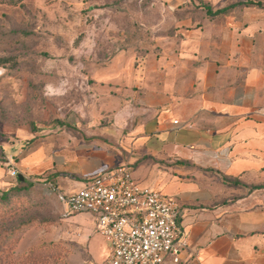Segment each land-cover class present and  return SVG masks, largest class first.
Returning a JSON list of instances; mask_svg holds the SVG:
<instances>
[{
    "label": "crops",
    "instance_id": "1",
    "mask_svg": "<svg viewBox=\"0 0 264 264\" xmlns=\"http://www.w3.org/2000/svg\"><path fill=\"white\" fill-rule=\"evenodd\" d=\"M188 26L85 75L96 90L83 113L46 131L4 129L48 134L21 158L27 179L47 172L73 193L128 164L134 180L171 196L189 247L165 264H264V9ZM7 73L0 65V81Z\"/></svg>",
    "mask_w": 264,
    "mask_h": 264
},
{
    "label": "rangeland",
    "instance_id": "2",
    "mask_svg": "<svg viewBox=\"0 0 264 264\" xmlns=\"http://www.w3.org/2000/svg\"><path fill=\"white\" fill-rule=\"evenodd\" d=\"M10 1L0 0V57L12 58L7 77L0 81L1 190L16 185L19 179L8 178L6 157L12 158L13 166L24 176L21 158L35 144L24 135H6L4 126L41 132L52 123L63 124L70 114L83 113L86 99L94 98L93 80L87 82L85 75H93L113 56L143 51L155 36L173 31L177 23L189 27L218 16H206L199 8L202 2L217 9L237 0ZM176 2L180 4L175 7ZM46 136L41 133L33 138L42 141ZM20 138L23 147L16 145ZM46 177L47 172L35 176L24 203L2 216L9 222L30 216L37 220L0 253V262H100L107 242L96 230L93 218L84 213L63 218L61 203L47 194L41 183Z\"/></svg>",
    "mask_w": 264,
    "mask_h": 264
},
{
    "label": "built area",
    "instance_id": "3",
    "mask_svg": "<svg viewBox=\"0 0 264 264\" xmlns=\"http://www.w3.org/2000/svg\"><path fill=\"white\" fill-rule=\"evenodd\" d=\"M11 159L6 157L7 176L16 180L19 172ZM41 183L61 203L63 218L78 213L93 218L108 249L106 258L96 264H165L168 259L178 263L180 253L189 247L177 223L176 201L134 180L128 164L99 173L73 193L63 192L52 181Z\"/></svg>",
    "mask_w": 264,
    "mask_h": 264
},
{
    "label": "trees",
    "instance_id": "4",
    "mask_svg": "<svg viewBox=\"0 0 264 264\" xmlns=\"http://www.w3.org/2000/svg\"><path fill=\"white\" fill-rule=\"evenodd\" d=\"M23 0H13L10 1L11 4H15L16 2H21ZM243 7H253L258 9H264V0H237L231 2L230 4L218 8L213 9L212 5L208 2H202L199 6L204 14L208 17H215L221 14H227L233 10L240 9ZM198 8V9H199ZM180 9H177V12ZM11 57L2 56L0 57V65L7 68L9 71L8 63L11 61ZM15 65V63H14ZM34 129V128H32ZM35 139L31 138L29 141L33 142ZM49 177V175H47ZM42 180H48V178H44ZM227 180V179H225ZM32 180L24 177L23 180H17V184L1 190L0 189V253H5L7 248L10 245L15 243L23 233V231L33 224L34 221L37 220L36 216H30L27 219H12L10 222L8 220H3L2 216L6 211L14 212L16 208H18L21 204L24 203L25 193L32 186ZM233 184H240L238 181H233ZM254 187H263V186H254ZM0 264H3L0 262Z\"/></svg>",
    "mask_w": 264,
    "mask_h": 264
},
{
    "label": "water",
    "instance_id": "5",
    "mask_svg": "<svg viewBox=\"0 0 264 264\" xmlns=\"http://www.w3.org/2000/svg\"><path fill=\"white\" fill-rule=\"evenodd\" d=\"M18 178H19V180H23L24 179V176L21 175V174H19Z\"/></svg>",
    "mask_w": 264,
    "mask_h": 264
}]
</instances>
